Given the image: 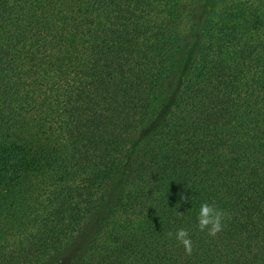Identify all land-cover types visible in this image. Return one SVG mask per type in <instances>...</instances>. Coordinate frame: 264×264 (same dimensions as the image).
<instances>
[{
    "label": "trees",
    "instance_id": "1",
    "mask_svg": "<svg viewBox=\"0 0 264 264\" xmlns=\"http://www.w3.org/2000/svg\"><path fill=\"white\" fill-rule=\"evenodd\" d=\"M87 226L72 264H264V0H0V264Z\"/></svg>",
    "mask_w": 264,
    "mask_h": 264
},
{
    "label": "clouds",
    "instance_id": "2",
    "mask_svg": "<svg viewBox=\"0 0 264 264\" xmlns=\"http://www.w3.org/2000/svg\"><path fill=\"white\" fill-rule=\"evenodd\" d=\"M187 199V197H182ZM225 213L223 210L215 207L213 204L204 202L199 206L198 226L201 231H207L209 236H216L224 227ZM171 235V233H170ZM175 238L179 241L188 253H191V239L189 232L185 228L177 229Z\"/></svg>",
    "mask_w": 264,
    "mask_h": 264
},
{
    "label": "rangeland",
    "instance_id": "3",
    "mask_svg": "<svg viewBox=\"0 0 264 264\" xmlns=\"http://www.w3.org/2000/svg\"><path fill=\"white\" fill-rule=\"evenodd\" d=\"M89 228L87 226L85 235L76 241L71 248L65 251L61 257L53 264H72L75 257L80 252L81 248L85 245L88 239Z\"/></svg>",
    "mask_w": 264,
    "mask_h": 264
}]
</instances>
